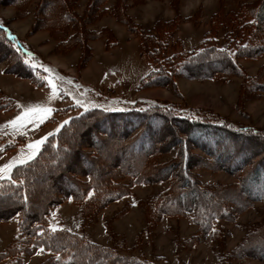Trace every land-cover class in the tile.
Instances as JSON below:
<instances>
[{"label":"trees","instance_id":"trees-1","mask_svg":"<svg viewBox=\"0 0 264 264\" xmlns=\"http://www.w3.org/2000/svg\"><path fill=\"white\" fill-rule=\"evenodd\" d=\"M138 1L115 0L110 10L103 8L107 0H84L83 7L81 0H0V4L13 7L22 18L31 9V31H46L54 42L53 53L79 50V65L92 59V41L104 40L107 48L117 44L109 28H92L109 12L135 34L142 54L155 66L141 80L139 90L174 88L177 78L226 81L239 77L240 98L245 97L240 102L264 96V64L251 76L238 63L264 56V0H235L236 7L229 13L221 5L210 18L211 31L202 48L190 52H176L180 40L171 42L182 20L179 12L172 20L157 21L145 30L125 13L128 2ZM180 2L170 0L176 10ZM4 60L10 63L5 74L43 85L40 75L25 64L24 55L0 28V62ZM210 114L203 119L183 117L171 108L140 102L123 111L94 108L68 117V125L47 137L31 167L16 173V179L24 181L17 194L11 195L14 188H6V198L0 201V222L15 219L19 239H13L0 252V264L11 260L21 264V254L31 253L33 248L50 253L39 264H155L121 254L113 233L111 246H103L69 230L53 233L48 223L50 209L66 199L80 205L83 223L93 221L100 209L128 195L135 183L168 182V187L145 207L148 225L164 216L189 217L197 226L196 234H211L219 246H224L225 231L220 221L230 220L254 203L264 205V132L234 128L222 121L219 124ZM165 155L172 157L165 161ZM203 170L226 173L235 181L204 183L197 172ZM25 195L28 203L23 202ZM252 230L221 256L222 264L234 259H264V226L259 224ZM193 237V241H186L190 247L198 239Z\"/></svg>","mask_w":264,"mask_h":264},{"label":"rangeland","instance_id":"rangeland-1","mask_svg":"<svg viewBox=\"0 0 264 264\" xmlns=\"http://www.w3.org/2000/svg\"><path fill=\"white\" fill-rule=\"evenodd\" d=\"M114 1L107 0L103 8L110 10ZM234 2L235 0H181L176 10L171 6L170 0H139L138 3L128 2L125 13L132 22L149 30L155 22L172 20L176 12H179L182 20L171 42L180 40L181 46L176 52L181 50L190 52L202 48L209 37L208 32L211 31L210 18L217 13L219 7L222 5L225 12L229 13V10L236 7ZM80 3L83 7L84 0ZM106 13L92 25V28L96 30L101 27L109 28L117 44L107 48L104 40L92 41L90 43L92 59L85 65H79V50H73L68 54L53 53L54 42L49 39L46 31H31L34 20L31 9L29 15L22 18L17 16L13 7L0 4V28L6 34L10 33L9 37L14 38L10 39L19 48L36 55L37 61L48 65L53 75L61 77L60 92L69 93L50 100L51 88L47 85L46 79L49 73L42 71L40 78L43 85L37 86L35 81L29 78L5 74L4 69L10 63L6 62L7 59L0 62V125L7 124L20 113L22 109L17 108V105H44L55 109L38 129L32 130V126L29 125L24 136L14 135L11 129H6L0 134V149H5L0 151V166L16 157L21 149L27 151L25 148L27 143L55 133L64 120L85 111V108L123 111L138 100L163 101L193 111L202 119L207 113V115L211 113L217 117L219 124L222 121L234 128L254 133L264 132V96L240 102L241 98L245 97L241 95L240 98L242 79L239 77H232L226 81L177 78L174 88L137 89L141 80L155 66L142 54L140 40L135 34L128 31L124 24L116 21L109 12ZM227 17H224L225 21ZM221 35L218 33L219 43H222ZM26 60L30 66L32 63L37 65L36 69L31 68L34 73H38L39 69L43 70L34 59L26 56ZM238 63L246 74L252 76L263 69L264 56L255 60H238ZM83 87H88V90ZM77 101L82 106H77ZM9 144L12 146L8 147ZM170 157L172 156L165 155L163 160L166 161ZM197 172L204 183L219 182L225 185L235 181L234 177L223 172L215 174L204 170ZM167 187L168 182L153 185L135 183L130 187L128 195L100 209L95 220L86 219L85 223L82 221L80 205L66 199L50 209L48 223L51 228L82 234L103 246H111L110 233H113L121 254L152 261L155 264H222L220 258L223 254L238 246L259 224L264 226V205L261 203H254L242 212L234 214L230 217L231 221H220L219 224L225 231L222 247L212 239L211 234H196L197 226L189 217L164 216L153 226L148 225L145 207ZM194 235L198 236V239H194L196 242L190 247L186 241H193ZM13 239H19L16 220L0 222V252ZM40 249L33 248L31 253L21 254L23 257L21 264H39L50 257V253L46 251L37 255ZM230 262L264 264V259H234ZM8 264L19 262L11 260Z\"/></svg>","mask_w":264,"mask_h":264},{"label":"snow or ice","instance_id":"snow-or-ice-1","mask_svg":"<svg viewBox=\"0 0 264 264\" xmlns=\"http://www.w3.org/2000/svg\"><path fill=\"white\" fill-rule=\"evenodd\" d=\"M13 38V37H10ZM14 39V38H13ZM224 49H221V52H224ZM235 55V53H232ZM25 64H28L29 61L25 60ZM33 69H36L37 65L35 63L31 64ZM43 68V66H40ZM44 72L49 73V77L47 79V85L51 88L50 100L61 98L62 95H69L67 91L61 93L60 92V82H62V78L58 75H53L52 70L48 68H43ZM71 83V82H69ZM77 106H82L79 101H77ZM17 108H21L20 113L7 124L0 125V134L4 133L6 129H11L14 135L24 136L27 134L28 126H32V130L38 129L40 125H42L48 118L51 113L55 111L50 106L44 105H30V106H20L17 105ZM88 109L85 108V111ZM69 121L65 120L62 125L57 128V132H59L64 126L68 125ZM47 137H43L34 142H29L25 146V149H21L19 154L16 157H13L8 162L4 163L0 166V181H7V186L4 183H0V201L6 198L7 192L6 188H14L16 191H13L11 195L15 196L17 191L21 186H23L24 181H18L16 179V173L20 172L22 169L30 168L31 162L35 161L38 155L41 154L42 146L45 144ZM12 145L9 144L8 147ZM5 149H0V151H4ZM93 195L92 192L88 193V196L91 197ZM24 203H28V197L25 195L23 198ZM135 206V205H134ZM58 229L55 227L51 228V231L54 233ZM213 232H215V228H213ZM44 249H40V252L37 253L39 255L42 253ZM60 257H57L59 260Z\"/></svg>","mask_w":264,"mask_h":264}]
</instances>
